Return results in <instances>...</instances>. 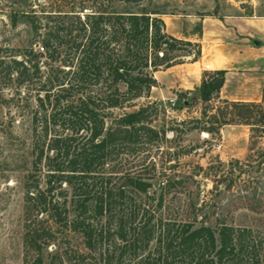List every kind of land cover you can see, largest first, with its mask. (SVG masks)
Listing matches in <instances>:
<instances>
[{
    "label": "trees",
    "instance_id": "trees-1",
    "mask_svg": "<svg viewBox=\"0 0 264 264\" xmlns=\"http://www.w3.org/2000/svg\"><path fill=\"white\" fill-rule=\"evenodd\" d=\"M141 1L31 0L17 12L32 39L19 58L0 60V75L22 93L26 121L21 264H264L263 236L222 217L207 223L209 206L170 202L181 178L163 173L155 194L150 179L160 170L127 166L166 129L151 125L150 101L125 109L148 96L154 71L199 57L197 42L165 32L159 12L114 8ZM224 72L201 71L200 103L217 94ZM263 102V94L260 103L222 100L232 115L217 122L237 118L264 134V124L248 122Z\"/></svg>",
    "mask_w": 264,
    "mask_h": 264
},
{
    "label": "rangeland",
    "instance_id": "rangeland-1",
    "mask_svg": "<svg viewBox=\"0 0 264 264\" xmlns=\"http://www.w3.org/2000/svg\"><path fill=\"white\" fill-rule=\"evenodd\" d=\"M29 1L0 0L2 61L19 58V50L30 44V33L17 13L26 9ZM121 7L128 10L143 7L159 12L165 32L182 39L198 35L200 15L264 16V0H142L137 5L114 4L116 10ZM12 13H17L14 25L10 23ZM182 60L181 64L158 69L154 73L156 83L148 96L136 99L135 105L125 109L133 110L137 104L150 101L157 108L151 125L155 128L162 125L166 129L164 139L128 158L127 166L139 172L148 168V174H152V164L155 172L160 170V175L156 173L150 179L149 191L155 194L161 186L163 173L181 178L175 185L180 189H176L177 193L170 199L172 204L192 202L198 205L201 202L213 212L207 223L213 224L215 218L222 217L226 223L247 227L264 237V134L250 131L249 126L237 118L227 124H218L221 118L230 117L232 110L225 109L223 99L217 95L206 103L195 99L198 64H188L189 57H182ZM16 92L14 82L0 75V264H21L22 254L23 189L20 184L28 156L24 137L26 121L18 98L22 93ZM177 99L183 100L178 102ZM184 100L188 102L185 106ZM215 106L226 114L221 115ZM261 114L264 115V102L260 108L252 109L248 122L264 124V117L259 120ZM193 119H198V123ZM207 126L212 130H202ZM234 159L238 160L235 166L232 165ZM209 165L214 169L208 170ZM228 181L231 185L224 189Z\"/></svg>",
    "mask_w": 264,
    "mask_h": 264
},
{
    "label": "crops",
    "instance_id": "crops-1",
    "mask_svg": "<svg viewBox=\"0 0 264 264\" xmlns=\"http://www.w3.org/2000/svg\"><path fill=\"white\" fill-rule=\"evenodd\" d=\"M184 40L195 41L199 46L198 59L188 62L198 64L197 86L202 70L223 69V82L216 97L227 101L261 102L264 86V16L200 15L198 35ZM157 71L153 72L154 79ZM194 94L193 97L198 99V95L195 97Z\"/></svg>",
    "mask_w": 264,
    "mask_h": 264
},
{
    "label": "water",
    "instance_id": "water-1",
    "mask_svg": "<svg viewBox=\"0 0 264 264\" xmlns=\"http://www.w3.org/2000/svg\"><path fill=\"white\" fill-rule=\"evenodd\" d=\"M194 96L197 97V93H195Z\"/></svg>",
    "mask_w": 264,
    "mask_h": 264
}]
</instances>
